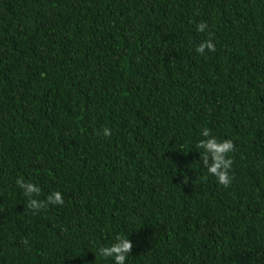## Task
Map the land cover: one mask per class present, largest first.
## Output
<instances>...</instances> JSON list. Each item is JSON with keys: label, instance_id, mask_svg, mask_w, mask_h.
I'll return each mask as SVG.
<instances>
[{"label": "trees", "instance_id": "trees-1", "mask_svg": "<svg viewBox=\"0 0 264 264\" xmlns=\"http://www.w3.org/2000/svg\"><path fill=\"white\" fill-rule=\"evenodd\" d=\"M117 235L126 264H264V0H0V264H114Z\"/></svg>", "mask_w": 264, "mask_h": 264}, {"label": "clouds", "instance_id": "clouds-1", "mask_svg": "<svg viewBox=\"0 0 264 264\" xmlns=\"http://www.w3.org/2000/svg\"><path fill=\"white\" fill-rule=\"evenodd\" d=\"M208 29L207 22H200L196 26L198 32H205ZM208 52L215 51V44L212 38L209 36L207 39L202 40L196 47V52L204 55ZM100 134L99 132L97 133ZM104 136L111 135V129L104 127L102 130ZM201 139L195 147L201 151V159L203 166L207 169L208 173L215 176L217 181L224 187L231 185L233 177L230 175V170L233 165V160L229 158V153L235 151V144L231 139L219 140L211 134V130L204 128L202 130ZM189 177L184 175L183 183L187 184ZM16 184L23 190V195L28 198L26 207L33 210L34 213L45 209L48 205H63L65 203L63 194L56 190L50 192L46 199L41 200L38 197L41 194V188L32 181H26L23 177L16 179ZM27 244L28 241L25 238L22 241ZM133 249V243L131 239L125 235H117L115 241L110 246H100L96 256H102L104 258H112L114 264H126L127 258Z\"/></svg>", "mask_w": 264, "mask_h": 264}]
</instances>
